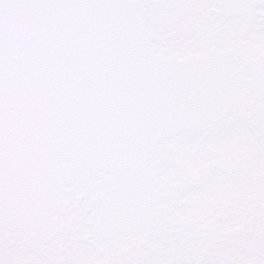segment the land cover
I'll use <instances>...</instances> for the list:
<instances>
[{
  "label": "snow or ice",
  "instance_id": "obj_1",
  "mask_svg": "<svg viewBox=\"0 0 264 264\" xmlns=\"http://www.w3.org/2000/svg\"><path fill=\"white\" fill-rule=\"evenodd\" d=\"M0 264H264V0H0Z\"/></svg>",
  "mask_w": 264,
  "mask_h": 264
}]
</instances>
